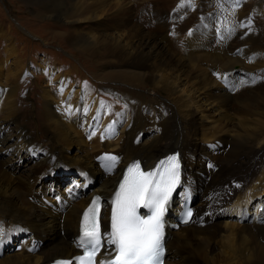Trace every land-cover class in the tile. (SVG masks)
Segmentation results:
<instances>
[{
    "label": "rangeland",
    "instance_id": "obj_1",
    "mask_svg": "<svg viewBox=\"0 0 264 264\" xmlns=\"http://www.w3.org/2000/svg\"><path fill=\"white\" fill-rule=\"evenodd\" d=\"M159 21L164 27L153 42H163L165 49L179 55L186 72L162 69L157 79L169 76L175 80L178 94L208 100L195 102L193 114L200 128L198 141L204 147L200 153L201 169L207 173L202 177L203 183L209 191L217 185L220 171L228 169L236 156V142L242 129L253 133L245 146V155L253 156L260 149L262 144L258 145L256 140L264 137V127L255 124L259 115L242 113L244 107L234 104L228 110L232 123L221 128L217 124L223 125L227 120L222 117L226 107H219L216 97L233 99L244 93L252 97L264 93V0H0V120L13 112L18 121L11 122L13 129L1 136L20 132L29 135L25 139H10L16 141L15 148L24 150L20 168L13 170L3 164L7 173L24 184L18 194L11 193L19 204H23L22 198L31 204H38V199L51 204L55 198L71 202L74 196V202L79 201L105 178L107 173L101 163H110L106 157L116 152L115 142L127 132L138 142L149 141L158 132L157 115L161 108L145 106L146 118L139 122L134 119L138 106L133 102L134 93L160 97L161 88L153 91V81L146 85V79L140 82L133 73L146 72L143 65H138L142 57L134 55L137 30L145 24L154 27ZM166 21L170 25H165ZM217 54L231 60L234 73L222 70L225 58L212 67ZM198 65L211 73L210 83L203 88L194 85L189 76L199 73L195 72ZM257 79L260 81L256 82ZM168 98L165 102L176 108L175 98ZM50 103L57 114L49 112ZM259 110L263 115V105ZM61 119L64 125H57L55 122ZM131 123L134 126L130 130ZM111 127L114 131L108 133ZM184 127L185 122H181V128ZM63 128L71 137L63 133ZM99 142L105 143L107 150L103 148L99 153L101 143L94 146ZM53 151L56 162L49 159ZM3 157L0 153V163ZM90 157L96 161L95 171L86 174L76 168L77 161ZM260 157L257 154L256 160ZM29 184H35L33 192L26 190ZM70 187L73 189L67 193ZM242 189L241 198L234 197L222 212L210 215L208 211L209 221L216 222L219 231L215 228L212 248L200 258L202 264H210L212 256L221 259L218 264H241L247 258L254 261L251 264H264V234L240 230L242 225H252L247 216L254 215L259 197L264 194V182L255 187L244 183ZM199 190L204 192L203 188ZM194 192L197 195L195 188ZM245 197H249L248 203L241 204ZM0 218V224L13 220L24 227L23 218ZM20 227L0 226V264L16 263L19 257L21 260L46 249L49 239L33 233L30 240L31 229L25 227L23 233ZM31 243L34 248H30Z\"/></svg>",
    "mask_w": 264,
    "mask_h": 264
},
{
    "label": "bare ground",
    "instance_id": "obj_2",
    "mask_svg": "<svg viewBox=\"0 0 264 264\" xmlns=\"http://www.w3.org/2000/svg\"><path fill=\"white\" fill-rule=\"evenodd\" d=\"M165 25H170V22L166 21ZM163 27L164 23L159 21L158 24L154 25V27L151 24H145L138 29L135 36L138 43L136 50L134 51L135 58L142 57V62H138V65H143L146 72L138 71L134 72L133 75L135 77L139 76L140 82H142V79H146V81H143L146 85H152L153 81V84L155 85H153V91L157 90L156 87L161 88V90H158L159 93L162 94L160 97H151L145 96L144 94L134 93L137 103H133L138 106V110L134 111V119H139V122H142L141 118H146V109H144V107L151 104L158 105L161 108L160 114L157 115V118H159L158 124H156L158 132L154 133V135L150 137L149 141L140 142H138L130 132H127V134L122 137L120 141L115 142L114 147L116 152L112 155V157H116V161L113 166L108 168L106 165L101 163L102 170H105L107 173L105 178L100 180L98 187L92 190L90 189L89 192L83 194L79 201L74 202V196L72 199L73 201L71 202L58 201V199L55 198L51 204H47V202L43 199H38V204H31L27 202V199L24 200V198H22L23 204L18 203L11 193L16 191L18 194L20 192L19 187H23L24 184L20 178L15 179L7 173V171L4 170L3 164L7 163L9 168L13 170L20 168L21 159L24 158L25 155L24 150L21 149V147L15 148L14 144L16 141L13 142L10 139L14 136L18 138V140L22 138L25 139L29 135L27 133L20 132L18 134L15 133L16 135L13 136H11L12 133H10V135L1 136L3 132L13 129L11 122L18 123V121L15 120L16 114L13 112L5 115L1 119L2 121L0 120V153L5 155V157H3L5 162L3 160V162L0 163V216L3 218H13L16 221L23 218L24 227H20L22 224L8 219V221H3L0 226H6L7 224L19 226L20 231L23 233L26 230L23 228L28 227L31 229L28 231L32 232L30 240L33 239V233L35 236L40 238L49 239L46 249L40 253L29 254V256L23 257L25 260H19V257L17 258L16 263L12 262L9 264H50L53 261H57L59 259H69L74 257L76 254L81 253L82 247L80 237L82 235V229L80 227L81 220L84 218L83 210L96 195L101 196L104 199V207L102 210V220L104 222V225L102 224V226L104 227V238L106 239V245L104 248H109L110 245H112L109 242L111 228L108 226L111 201L113 196L117 193V186L119 181L123 178L125 167L129 163H133L138 160H142V163L146 164V166L144 165L145 168L149 169L154 167L157 159L176 149H180L183 155L182 158L184 159V163L182 167V183L190 187L189 189L193 198L192 207L196 209V211L192 220L188 223L181 224L178 218L176 220V216L181 210V203L183 201L182 198L184 197L183 187L179 188L168 204V218L173 223H178V227L168 229L166 236L167 254L164 264H202L200 258L202 259L206 256V254H209V251L212 248L213 239L215 238V228L217 229L215 226L216 222L213 224L209 221L210 218L207 216L208 211L211 212L210 215H212V213L217 215V211H221L223 206H227V204L232 201L234 197L237 196L241 198V193L243 192L242 185L244 183H249L252 187H255L260 182H264V137L260 140H256L258 145L262 144L260 149H258L253 156H246L245 146L253 133H249L246 129L241 128L243 131L239 134L238 141L236 142L237 154L228 164L229 168L220 171L219 180L217 185L212 188L213 191H209L210 188L203 183L202 177L204 174L207 175V173H204V169H201L202 160L200 153H203L204 147L198 141L200 128L196 126L197 117L193 114V112L194 108L197 107L195 102H205L208 100H203L204 98L195 100L190 96V98H185L183 95L178 94L179 90L177 84L175 80H172L169 76L161 75L160 79H157V74L159 70L162 69H172L173 73L177 70L186 72V69L184 70L185 67H182V62L180 61L181 57L179 55L165 49L163 42H153L154 39L160 37L159 29L161 30ZM214 57L212 64L213 68L218 64L220 59L225 58L226 61L222 63L221 66L222 70L234 73L232 70L234 67L230 65L231 60L228 61V57L221 54H217ZM200 59L204 60L202 57H200ZM227 61L229 63L228 65ZM237 63L244 64L242 61ZM218 67L220 69V66ZM238 67L243 68L241 65H238ZM239 68H236V70ZM195 72L199 73L193 76L189 75L191 79H193L192 81L195 83L194 85H199L200 88H203L210 83L211 73L208 71L207 67L198 65ZM225 76H227V74ZM262 77L263 76L260 73L259 78ZM259 81L260 79H257L256 82ZM163 93H166L168 97L173 96V98H175L176 108H173L165 102L166 98H169ZM233 94L236 95L237 92H233ZM216 100L219 107H226V113L222 117H226L227 120H224L225 123L223 125L220 122L217 124L219 126L221 125V128H225L228 124L232 123L228 110H230L234 104H241L244 107V109L241 110L242 113L248 111V113L259 115V118H256L255 124L259 127H264V114L262 115V112H260L261 110H259L262 108V105L264 107V93H258L255 97L248 96L244 93L243 95L234 97L233 99H231V97L218 96L216 97ZM210 103H212V101H210L209 104ZM47 107H49L48 109L50 113L57 114V109H53L51 103ZM11 110L14 109L11 107ZM62 122L64 125L63 119L55 123L62 126ZM181 122H185L184 128H181ZM130 126L131 130L134 124L131 123ZM106 129L105 131H107ZM113 131L114 127H111L108 133H112ZM63 133H65L67 137H71L65 130ZM102 140L103 138H100V141ZM100 143L102 148H98L101 150L99 153L103 151V148L104 150H107L106 145L103 142H99L98 144L96 143L94 146L98 147ZM34 144L33 146H36ZM257 154H261V157L256 160ZM50 156L49 159L54 158L55 162L58 161L56 152L53 151ZM97 157L98 155L95 156L96 160ZM95 162L96 161L92 157L88 160H80L77 161L78 164L76 165V168L82 171L85 170L86 174L87 172L90 174L95 171ZM251 169H253L252 173L250 172ZM34 185L35 184H31L30 186L29 184L26 186V190L33 192ZM194 188L195 191H197V195L194 192ZM200 188H203L204 192L199 190ZM72 189L73 188L70 187V189L67 190V193ZM180 190L181 194L179 195ZM201 195L202 197L198 201V198ZM247 198L245 197L241 204L248 203ZM259 199L260 200L257 203L256 209L253 211L254 215L247 216L249 222L252 221V225H242L243 227H240L241 231L254 230L258 234H264V209L261 211L259 210V207L264 205L263 192ZM195 202L197 203L194 204ZM27 210L29 212H27ZM1 219L2 218H0V220ZM31 247L34 248L32 243L30 248ZM35 247H38V244ZM25 252H29L28 249H26ZM102 256L103 253L101 252L99 258ZM209 259H211L210 264H218V262L221 261L220 258L215 256H212ZM243 261L244 262L241 264H251L254 262L252 259L248 258Z\"/></svg>",
    "mask_w": 264,
    "mask_h": 264
},
{
    "label": "snow or ice",
    "instance_id": "obj_3",
    "mask_svg": "<svg viewBox=\"0 0 264 264\" xmlns=\"http://www.w3.org/2000/svg\"><path fill=\"white\" fill-rule=\"evenodd\" d=\"M111 168L116 157H106ZM179 163L176 156L170 157L155 171L144 172L139 163L130 166L116 193L111 213L110 244L117 255L112 264H161L162 222L161 217L173 189L179 180ZM98 199L84 214L83 243L86 245V260L92 262L102 243L97 220ZM151 210L147 218L138 214L139 208ZM190 215V213H189Z\"/></svg>",
    "mask_w": 264,
    "mask_h": 264
}]
</instances>
